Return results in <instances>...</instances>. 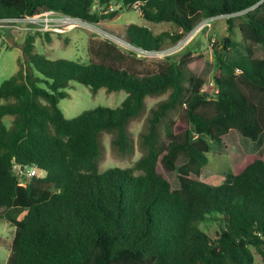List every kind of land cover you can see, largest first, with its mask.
<instances>
[{
	"label": "trees",
	"instance_id": "1",
	"mask_svg": "<svg viewBox=\"0 0 264 264\" xmlns=\"http://www.w3.org/2000/svg\"><path fill=\"white\" fill-rule=\"evenodd\" d=\"M137 1L147 22L177 29H112L120 10ZM47 10L146 50L175 45L206 18L226 17L229 30L239 19L244 52L225 35L214 48L215 86L202 90L209 82L190 70L189 50L142 72L124 61L144 56L108 38L91 39L92 59L82 62L40 54L42 32L28 33L18 71L0 86V220L14 227L6 264H254L255 253L264 262V152L236 164L231 182L211 185L201 177L213 142L232 130L250 142L264 134V57H253L252 49L264 48V0H0V19ZM71 81L127 96L120 106L68 118L59 103ZM165 93L140 132L143 155L130 167L102 171V135L111 134L116 152L129 153L131 121L147 97ZM178 108L179 118L167 120ZM160 163L177 172L178 188ZM15 166H38L44 174L22 185ZM211 221L214 232L200 226Z\"/></svg>",
	"mask_w": 264,
	"mask_h": 264
},
{
	"label": "rangeland",
	"instance_id": "2",
	"mask_svg": "<svg viewBox=\"0 0 264 264\" xmlns=\"http://www.w3.org/2000/svg\"><path fill=\"white\" fill-rule=\"evenodd\" d=\"M120 17L112 22V29L120 31L125 25L136 23L138 25L148 26L155 33L163 31H172L177 29L170 22L152 23L147 22L138 9L132 6L124 7L120 10ZM240 20L236 19L232 30H229V24L226 17H218L210 20L206 25L205 22L194 31L188 33L182 40V44L176 48V51L167 55H178L180 53L191 51L192 61L189 64L190 70L196 76L203 77L205 82L213 81L215 71V46L222 43L223 37L231 36L234 40L239 41L241 46L239 50L244 52L243 38L238 27ZM93 25V24H92ZM74 26L63 32H50V39L45 33L37 36L36 49L40 54L49 58H68L88 62L92 59L89 52V41L91 39H104L97 29L100 26ZM2 33L0 39V86L4 80L13 76L19 69V59L22 58L20 44L24 42L28 33H20L13 30L7 25L0 26ZM180 42V41H179ZM173 46V45H171ZM168 46V47H171ZM166 47V48H168ZM253 57H264V48L260 45H253ZM246 52V51H245ZM164 56H144L139 59L130 57L124 61V65H130L137 70L146 72L157 68V63L167 58ZM23 59V58H22ZM69 96L60 100L59 106L64 115L73 118L84 112L98 106L117 107L120 106L127 96L126 90L108 92L106 88H100L97 92L92 91L89 86L82 83L71 81L70 86L66 89ZM169 93L160 96H149L146 99V108L141 115L133 119L129 125V130L133 138L134 147L132 151L122 154L113 150L111 146V134L104 133L101 137L102 152L99 157L100 169L102 171L110 167H130L144 153L139 145L140 132L145 126L146 119L152 107L160 100L167 98ZM182 108L173 111L167 118L177 119L181 114ZM11 117H6L5 121L9 122ZM161 135L165 138V124L160 126ZM197 138V136L195 137ZM251 139L243 137L238 131L232 130L225 135L221 143L213 142V148L208 153V164L203 168L202 179L211 185L231 182L233 168L236 164L243 161L248 154H262L264 152V134L257 142H250ZM184 161L180 158L178 165ZM158 169L172 183L173 187L180 186L176 171H168L160 163ZM17 172V171H16ZM44 172H41L43 175ZM200 226L207 231H216L218 224L215 221L210 223H201ZM14 227L8 222L0 220V264H6L10 254V243L13 239ZM253 249V248H252ZM254 251V249H253ZM254 264H264L259 254L255 253Z\"/></svg>",
	"mask_w": 264,
	"mask_h": 264
},
{
	"label": "built area",
	"instance_id": "3",
	"mask_svg": "<svg viewBox=\"0 0 264 264\" xmlns=\"http://www.w3.org/2000/svg\"><path fill=\"white\" fill-rule=\"evenodd\" d=\"M114 5V4H112ZM111 5V9L113 10L114 7ZM132 7L134 9H138L142 13V7L141 3L139 1L133 3ZM223 17V16H222ZM215 18L218 17H210L206 18L203 21H201L199 24L202 22H205L203 24L206 25L208 21L214 20ZM196 25V27L192 30L194 31L197 28H201L200 25ZM7 25L13 30H16L17 32L20 33H35V32H42V33H47V32H63L66 30H69L70 28L74 26H92L93 28L94 24L86 22L80 17L69 15L67 13L57 11V10H47L43 11L38 14H33V15H27L24 17L20 18H4L0 19V26ZM100 35H102L103 38H108L121 46L130 49L132 51H135L136 53L140 54L141 56H164L167 54H170V52L176 51V48H178L183 40H180V42L176 43L175 45L160 49V50H146L142 47H138L135 45L130 44L128 41L125 39L118 37L116 35L110 34L102 29H97ZM191 31V32H192ZM208 86H215V83L213 81L209 83H204L202 85V90H206ZM15 169L17 170L16 173L20 175V181L22 185L26 184V181L28 178H31L33 176H40L41 172L43 170L39 168L38 166H33L30 168H23L21 166H15Z\"/></svg>",
	"mask_w": 264,
	"mask_h": 264
},
{
	"label": "water",
	"instance_id": "4",
	"mask_svg": "<svg viewBox=\"0 0 264 264\" xmlns=\"http://www.w3.org/2000/svg\"><path fill=\"white\" fill-rule=\"evenodd\" d=\"M24 168V166L22 167V169Z\"/></svg>",
	"mask_w": 264,
	"mask_h": 264
}]
</instances>
